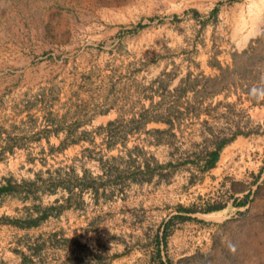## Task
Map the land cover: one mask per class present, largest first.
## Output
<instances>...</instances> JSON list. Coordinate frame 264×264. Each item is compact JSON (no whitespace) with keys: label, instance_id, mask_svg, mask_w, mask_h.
Segmentation results:
<instances>
[{"label":"rangeland","instance_id":"obj_1","mask_svg":"<svg viewBox=\"0 0 264 264\" xmlns=\"http://www.w3.org/2000/svg\"><path fill=\"white\" fill-rule=\"evenodd\" d=\"M261 56L264 0H0V264H157L178 204L167 264H264Z\"/></svg>","mask_w":264,"mask_h":264},{"label":"trees","instance_id":"obj_2","mask_svg":"<svg viewBox=\"0 0 264 264\" xmlns=\"http://www.w3.org/2000/svg\"><path fill=\"white\" fill-rule=\"evenodd\" d=\"M252 48L254 49V47L252 45H249V47H247V49H243L240 53H233L232 54L233 65H234L236 57L245 55ZM261 59L264 60V56L263 57L261 56ZM216 67L219 69L218 74H216L214 76L204 77L206 82H218V80L223 79L224 73L230 72V70H231L229 68V66H226L225 68H223L219 64H216ZM250 89H251L250 86H248L244 89V91L247 93V97L251 100L252 104H257L258 102H256V99H254L250 95ZM256 89H257V94L259 95L261 90L258 87H256ZM219 90L220 89H217V90L212 89L211 91H219ZM163 121H167L168 123H170L169 120H166V119H164ZM240 133H242V132L239 130H235L234 132H232V135L229 138H222V140L220 142L213 143L214 148H213V150H209V152L207 153V155L205 157V164H204L203 168L208 169V168L212 167L214 165L216 159L218 158L219 150L222 148V146H224V144L233 140L235 138V136L240 134ZM215 137H217V136H215ZM243 203H244V200H240L236 204L241 205ZM176 207H177L178 213L175 214L174 216H172L166 222H164L162 231L160 233L158 232L155 236V239H154V241H155V243H154L155 244V254L157 257H159V260H157V264H167L168 260H164L161 258V246H164V247L166 246V239L169 235V231L167 229L169 227V223L172 221L173 218H178L179 220L192 219V217L190 215L181 214V213H184V212L185 213H194L197 211L206 212V211L219 209L222 206L215 205V206H209V207L204 208V209H196V208H192V207H185V206L178 204Z\"/></svg>","mask_w":264,"mask_h":264},{"label":"clouds","instance_id":"obj_3","mask_svg":"<svg viewBox=\"0 0 264 264\" xmlns=\"http://www.w3.org/2000/svg\"><path fill=\"white\" fill-rule=\"evenodd\" d=\"M250 95L257 100H264V93L262 94H257V89L254 87L252 89H250Z\"/></svg>","mask_w":264,"mask_h":264},{"label":"bare ground","instance_id":"obj_4","mask_svg":"<svg viewBox=\"0 0 264 264\" xmlns=\"http://www.w3.org/2000/svg\"><path fill=\"white\" fill-rule=\"evenodd\" d=\"M257 12H258V11H257ZM257 12H256V13H257ZM256 15H258V14H256ZM256 18H257V16H256Z\"/></svg>","mask_w":264,"mask_h":264}]
</instances>
